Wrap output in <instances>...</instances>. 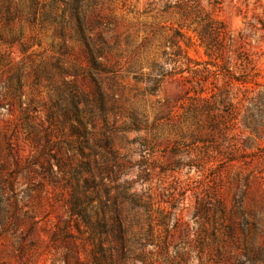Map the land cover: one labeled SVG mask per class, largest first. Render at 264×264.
<instances>
[{"label":"rangeland","instance_id":"obj_1","mask_svg":"<svg viewBox=\"0 0 264 264\" xmlns=\"http://www.w3.org/2000/svg\"><path fill=\"white\" fill-rule=\"evenodd\" d=\"M62 1L34 8L30 0H0V264H204L195 203L217 189L231 206L238 169L217 157L201 164L202 148L212 144L192 145L187 135L185 78L207 60L192 31L201 14L192 9L197 3L232 35H247L262 52V80L264 34L248 22L264 21V0H188L186 19L176 7L159 14L166 0H77L90 38L96 44L103 29L112 44L94 57L76 21L61 22ZM100 16L105 24L97 26ZM176 32L190 39V63L180 58L175 70H187L155 90L173 67L161 44ZM222 82L221 73L209 75L202 96ZM263 164L245 169V205L261 231ZM116 211L122 243L111 230Z\"/></svg>","mask_w":264,"mask_h":264},{"label":"trees","instance_id":"obj_2","mask_svg":"<svg viewBox=\"0 0 264 264\" xmlns=\"http://www.w3.org/2000/svg\"><path fill=\"white\" fill-rule=\"evenodd\" d=\"M39 1L30 0V3L37 8ZM62 2L65 10L61 22H68L64 17L76 21L84 48L91 57L99 53L101 47L107 50L112 48L103 29L96 33V44L90 38L89 28L85 27L90 20H86L84 13L80 16L76 7L77 0ZM150 3L154 5V2ZM40 6L44 7V4ZM171 7H176L185 19L192 8L188 0H166L159 14L167 12ZM192 10L201 14L192 31L203 47L207 60L199 69L190 67L188 70L192 75L189 79L185 78L187 85L183 93L185 99L189 100L187 120L190 126L187 135L192 145L200 147L207 145V142L212 144L210 148H202L203 155L199 158L201 164L217 157L221 163L238 169L233 177L237 188L231 206L222 199L217 189L197 198L194 213L203 219V224L201 234L194 238L195 246L200 253L207 255L204 264H264V231H261L254 212L245 205L246 191L251 182V175L245 169L253 160L264 159V77L260 80L261 69L258 65L262 52H258V48L254 49L256 46L248 41L245 33L238 31L232 35L222 20L210 12L202 11L197 3ZM155 18L159 22L158 17ZM106 20L114 23L113 17H107ZM258 20L259 26L255 20L248 24L253 30H261L264 34V21ZM94 23L97 26L105 24L104 17H96ZM189 40L177 32L165 38L161 45L165 47V54L168 48L172 51L173 67L156 79L155 90L165 76L171 78L187 70V66L175 69L180 58L190 63L186 50ZM181 41L184 45H181ZM210 67L214 68L211 70ZM219 73L223 82L217 91L210 89L208 97L202 96L203 84L208 76ZM143 120L146 121V117L138 118L140 123ZM136 129L139 130L140 126ZM258 172L264 174V164ZM73 210V214L79 215L77 209ZM111 218V230L122 243L125 229L121 215L116 211ZM92 225L89 224L91 231Z\"/></svg>","mask_w":264,"mask_h":264}]
</instances>
